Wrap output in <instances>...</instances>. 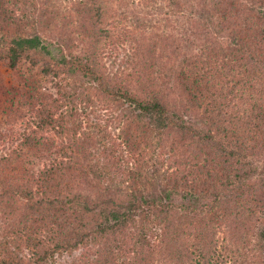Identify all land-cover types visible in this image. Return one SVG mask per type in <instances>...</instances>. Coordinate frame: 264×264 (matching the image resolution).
Listing matches in <instances>:
<instances>
[{"label":"trees","instance_id":"1","mask_svg":"<svg viewBox=\"0 0 264 264\" xmlns=\"http://www.w3.org/2000/svg\"><path fill=\"white\" fill-rule=\"evenodd\" d=\"M126 1L147 11L156 0L117 2ZM224 8L215 23L217 36L231 33L225 46L214 38L193 53L145 23L120 29L126 17L112 14L110 0H0V66L15 82L0 81V128L19 116L36 125L0 154V215L22 226L14 222L0 241V264H18L22 248L31 264H50L92 236L101 243L92 264H154L145 250L153 226L161 233L153 251L168 264H264V164H256L264 162V0ZM160 58L177 84L171 94L154 92L146 78ZM126 59L133 74L114 81ZM46 79L56 95L44 90ZM141 82L147 94L134 93ZM96 103L117 114L103 116ZM108 126L119 127L117 139ZM44 131L53 135L38 136ZM96 152L99 162L88 165ZM33 159L46 165L35 171ZM79 178L92 197L78 192ZM174 194L187 200L180 209ZM80 258L70 264H88Z\"/></svg>","mask_w":264,"mask_h":264},{"label":"rangeland","instance_id":"2","mask_svg":"<svg viewBox=\"0 0 264 264\" xmlns=\"http://www.w3.org/2000/svg\"><path fill=\"white\" fill-rule=\"evenodd\" d=\"M117 1L118 0H110V5H111V12L113 15L117 12H121L120 15H122V17H126V20L118 18L117 21L123 20V21H119L120 29L128 30L132 27V25L139 26L140 24L142 25V23H145L148 25L147 32H149L150 34H153L156 32V35L162 38L166 36H171L173 39H175V43L178 44L180 48L181 46H185L186 44L192 45L193 53H195L197 49H201L202 46L205 44L212 45V43L209 42L211 39L215 38L218 40L217 42L220 46H225L223 45V41H226L229 39V37H231L229 35L231 33L228 34V33H225L224 31H221V35L217 36L219 29L215 23L216 18H217L216 11L219 9L218 10L219 12L221 8H224L223 7L224 2L233 1L232 3H236V4H230V7L224 8L225 11H229L233 13L237 11L239 6H241L242 8L253 6L254 1L256 0H179V6H176L175 3L174 2L172 3L170 0H156L154 5H150V7L146 9L147 11H143L140 7H137L136 2L128 3L126 1V4L122 5L118 3ZM229 12L226 14H222V16H225V18L227 17L229 18L230 17ZM209 15H213V16L211 18L212 19L211 23L208 24V22L210 21ZM23 19L24 20L20 24L19 27L13 28L15 29L14 30L15 33H19L20 31H22V29H24L27 26V23L24 21L31 20V9L29 10V17H26ZM128 53L132 54V52H128ZM158 61L159 62L156 65L155 71L149 69L146 75V78L151 79L153 81L154 92L157 93L161 91L162 93L169 92L171 94L172 86L176 87L177 84L173 82V80L169 76V72H168L169 68H167V64H166L168 60L160 58ZM121 63L122 64L114 67L113 73H116V74L111 76V78H113L114 81L116 80L119 81L120 77H124L127 80V77H128L127 75L131 73L133 74V71L135 68L133 59L130 62H128V60L126 59L124 62H121ZM24 74L26 75V70H24ZM128 79H131V78H128ZM0 81H2L1 83L3 86H9L11 84H15V82L11 79L10 70H8L7 68L1 67V66H0ZM129 82L135 83L134 80L129 81ZM121 83L126 85V83L128 82L123 81ZM141 83L143 84L141 85V87L137 85L132 86L137 90L134 93L138 92L141 94L142 93L147 94V91L145 90V86H144L146 85V83L145 82H141ZM43 88L46 92L54 93V95H56V89L54 88V84L52 82L49 83L47 79L44 81ZM1 103H2V100L0 99V104ZM96 105L99 107V110H100L99 112H101V114L105 117L106 115L114 116L113 113L117 114V112L113 110V108L111 109L109 106L103 103H96ZM0 119H3L1 114H0ZM88 125L90 124H86V122H82V127H84V130L86 129L90 130L88 128ZM35 126H36L35 124L31 123V118H29L28 116L24 118H21V116H19V118L15 122L13 121L12 124L3 125V127L0 128V133L3 135L6 134V136L8 135L6 137V140L9 143L0 145V154L6 155L11 151L12 148H16L18 142H20L19 140H21L22 137L24 136L23 134H26V135L28 133L31 134V129L34 130ZM92 131L95 132L96 130H92ZM119 131L120 130L118 126H108L106 134L112 136L113 139L115 140ZM16 132H18V134L21 133L20 137L17 135ZM46 135H53V134L51 132L48 133L47 131H44L42 134L38 133V136L45 137ZM10 136H11V140L9 139ZM103 142L105 141L103 140ZM4 148L6 150H4ZM26 153L27 154L24 158V162L27 167H30L32 166L31 163L29 164V161H31V156L28 155V152ZM94 157L96 158L93 160V162H89L88 160V165L99 162L98 160L100 159V152L98 153V155L96 152ZM186 158L188 161H192L190 156H186ZM101 160L102 162H104L103 159ZM32 163L35 166L34 167L35 171L36 170L39 171L40 169L43 168V166L46 165L44 161L38 162L37 159H33ZM256 164L258 167H260L264 164V162L257 161ZM75 174H77V171L75 172ZM86 180L88 182L90 181V179H86ZM151 188L148 187V190H150ZM34 190L35 191L37 190V192H39L38 198H40L42 196L40 194L42 193V190H40V185H37L36 187H34ZM78 192L88 197H92V194L89 188L84 183L83 178L79 180ZM174 195L172 196L171 203L173 206H176V208L180 209L181 205L186 204L187 200H183L181 196H178V195L174 196ZM154 217H155V213L152 212L150 214V219H153ZM18 220H17V217H15L14 219H9V218H5L0 215V241L1 240L3 241L11 237L9 236V234L11 232L10 230L13 228L12 224L14 222L15 224L17 223L16 229H22V226L18 224L17 222ZM138 221H139V218H137V223ZM31 226L36 228L37 230L36 233L40 237L41 236L43 237L45 235L46 233L45 230L41 229L40 227H36L33 224ZM150 226L151 225H148V227ZM153 228H154L153 233L152 234L148 233V236H146L147 241L149 240L148 247H145L146 253L149 252V249H152L150 251L154 252V258H153L154 264H168V262L164 258L159 257L158 251H153L154 249L153 247H156V245L158 244L156 242L157 238L155 237V234H159V236L161 234L158 227L153 226ZM128 230L129 232L135 231V229L132 228L131 225H129ZM255 231H256V234H258L260 230L257 228L255 229ZM222 234H223V230L221 233L217 235V237L220 238ZM256 234L254 236H256ZM93 238L94 236H92L91 238H88L87 239L88 242L84 246H79V247L77 246L76 248H72L70 251L72 253L71 256H67L66 253H63L61 255L55 254L54 255L55 261L50 264H70L71 261L75 262V259H78L79 257H81L79 259L80 261L83 262L82 259H88V264H92V261L96 258L95 256L97 254V251H96L97 246L99 247L101 246L100 245L101 243L94 245L91 242ZM15 240L16 238L12 239L10 243L11 244L15 243L14 242ZM16 247H17V244H15L12 247V250H13L12 252L16 251L14 250ZM18 257H19L17 258L18 264H31V250H28L26 248L20 249V251L18 252ZM78 264H80V262Z\"/></svg>","mask_w":264,"mask_h":264}]
</instances>
